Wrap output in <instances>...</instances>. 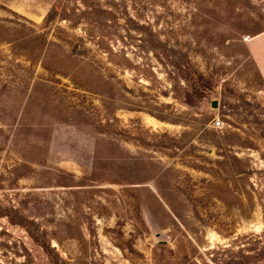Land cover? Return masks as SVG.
<instances>
[{"label": "rangeland", "instance_id": "374dc122", "mask_svg": "<svg viewBox=\"0 0 264 264\" xmlns=\"http://www.w3.org/2000/svg\"><path fill=\"white\" fill-rule=\"evenodd\" d=\"M0 264H264V0H0Z\"/></svg>", "mask_w": 264, "mask_h": 264}, {"label": "water", "instance_id": "95a60500", "mask_svg": "<svg viewBox=\"0 0 264 264\" xmlns=\"http://www.w3.org/2000/svg\"><path fill=\"white\" fill-rule=\"evenodd\" d=\"M216 107V104L215 102L212 103V108H215Z\"/></svg>", "mask_w": 264, "mask_h": 264}, {"label": "built area", "instance_id": "2783aa9c", "mask_svg": "<svg viewBox=\"0 0 264 264\" xmlns=\"http://www.w3.org/2000/svg\"><path fill=\"white\" fill-rule=\"evenodd\" d=\"M215 125H216V127H219L220 126V123L219 122H216Z\"/></svg>", "mask_w": 264, "mask_h": 264}]
</instances>
